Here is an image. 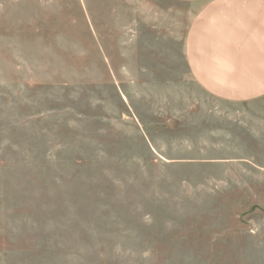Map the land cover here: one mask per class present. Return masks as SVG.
Wrapping results in <instances>:
<instances>
[{
    "label": "rangeland",
    "instance_id": "374dc122",
    "mask_svg": "<svg viewBox=\"0 0 264 264\" xmlns=\"http://www.w3.org/2000/svg\"><path fill=\"white\" fill-rule=\"evenodd\" d=\"M141 1L0 0V264H264V100L206 96L186 6Z\"/></svg>",
    "mask_w": 264,
    "mask_h": 264
},
{
    "label": "crops",
    "instance_id": "0c3cea01",
    "mask_svg": "<svg viewBox=\"0 0 264 264\" xmlns=\"http://www.w3.org/2000/svg\"><path fill=\"white\" fill-rule=\"evenodd\" d=\"M181 1L187 9L179 37L187 80L217 101L264 100V0ZM136 6L148 13L135 11V25L161 30L163 18L166 26L174 24L158 4L143 0ZM170 31L177 32L174 26Z\"/></svg>",
    "mask_w": 264,
    "mask_h": 264
}]
</instances>
